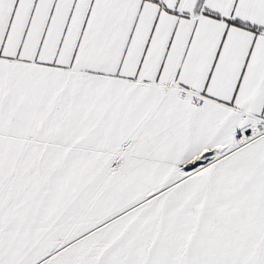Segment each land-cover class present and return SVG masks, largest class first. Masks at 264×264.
<instances>
[{"label":"snow or ice","instance_id":"1","mask_svg":"<svg viewBox=\"0 0 264 264\" xmlns=\"http://www.w3.org/2000/svg\"><path fill=\"white\" fill-rule=\"evenodd\" d=\"M0 264H264V0H0Z\"/></svg>","mask_w":264,"mask_h":264}]
</instances>
